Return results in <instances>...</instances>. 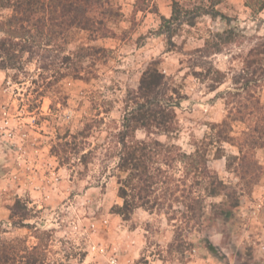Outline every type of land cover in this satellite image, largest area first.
Returning a JSON list of instances; mask_svg holds the SVG:
<instances>
[{"label":"rangeland","instance_id":"1","mask_svg":"<svg viewBox=\"0 0 264 264\" xmlns=\"http://www.w3.org/2000/svg\"><path fill=\"white\" fill-rule=\"evenodd\" d=\"M103 1L112 13L100 30L71 28L28 52L0 48V236L33 245L36 229L45 231L48 264H111L112 256L115 264H264V146L246 147L229 168L215 158L238 155L244 131L264 143V57L261 69L246 64L264 43V0H224L214 15L196 14L198 0H179L170 39L160 28L164 0ZM10 11L0 9V21ZM76 50V64L63 63ZM151 62L165 76L160 102L174 119L169 137L151 136L187 153L197 148L231 186L236 207L222 195L204 196L198 216L181 203L168 208L174 196L203 193L178 162L162 208L140 207L128 219L112 212L124 175L117 135Z\"/></svg>","mask_w":264,"mask_h":264},{"label":"trees","instance_id":"2","mask_svg":"<svg viewBox=\"0 0 264 264\" xmlns=\"http://www.w3.org/2000/svg\"><path fill=\"white\" fill-rule=\"evenodd\" d=\"M223 1L198 0L201 5L196 7V14H218L215 7ZM246 4L251 5V3ZM263 7L264 1H261L257 9L261 10ZM0 8L11 10L0 21L2 32L8 36L6 39L5 37L0 39V48L6 52L8 49L10 52L16 50L28 52L32 45L50 46L57 39L64 40L71 28L100 30L112 13L109 2L103 0H0ZM183 8L179 0H172L170 16L159 15L160 28H166L169 39L174 33L171 25L180 21ZM80 51L76 50L72 56L64 53L63 63L72 61L76 64L75 60L82 56ZM263 57L264 43L250 50L246 64L248 67L259 65ZM258 68H262V63ZM258 68H254V71ZM164 78V74L157 68L155 62H151L142 71L137 88L131 90L135 95L129 97L126 102L128 110L123 115L117 135L119 150L116 169L124 174L119 179L117 195L122 202L113 205L112 212L123 219H128L134 210L140 207L149 212L156 207L162 208L164 204L162 196L168 192L169 184L174 180L170 170L178 162L183 165L186 175L192 173L196 176L195 184L201 185L203 193L191 197L190 194L185 197L174 196L168 208L172 207L173 202L181 203L184 212L189 211L191 215L198 216L201 213L204 196L222 195L230 198L227 202L232 208L236 207L239 201L234 192H229L231 186L217 173L209 171L206 167V158L197 148L187 153L175 143H165L151 136L165 134L169 137L168 134L172 131L171 124L174 123L172 115L160 102V97H164L160 94L164 90ZM128 102H131V105ZM137 130H142L145 137L138 138ZM221 141L229 142L232 138L223 137ZM235 144L238 155H225L221 152L215 154V158H226L228 168L232 160L243 158L246 147L252 149L264 146L261 137L248 131H244L243 136L239 137V142ZM14 206L16 209L20 206V210L27 211L26 205H21L18 200ZM19 226L30 227L28 223H19ZM36 230L42 235H35L38 242L33 245L28 243L27 236L13 238L0 236V264H48L47 244L42 242L45 231Z\"/></svg>","mask_w":264,"mask_h":264},{"label":"crops","instance_id":"3","mask_svg":"<svg viewBox=\"0 0 264 264\" xmlns=\"http://www.w3.org/2000/svg\"><path fill=\"white\" fill-rule=\"evenodd\" d=\"M169 2V1H168ZM160 4V13L166 17H169L171 14V6L169 3L167 4V0H164V2L159 3ZM171 4V0H170ZM164 8V9H163ZM1 9V8H0ZM254 252V251H253Z\"/></svg>","mask_w":264,"mask_h":264},{"label":"built area","instance_id":"4","mask_svg":"<svg viewBox=\"0 0 264 264\" xmlns=\"http://www.w3.org/2000/svg\"><path fill=\"white\" fill-rule=\"evenodd\" d=\"M115 261H116L115 257H113V256L110 257V263H111V264H115Z\"/></svg>","mask_w":264,"mask_h":264}]
</instances>
